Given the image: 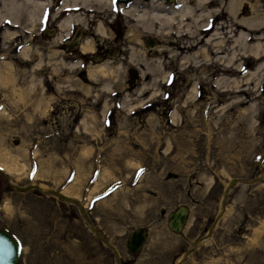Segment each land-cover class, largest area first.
I'll list each match as a JSON object with an SVG mask.
<instances>
[{"label":"rangeland","instance_id":"rangeland-1","mask_svg":"<svg viewBox=\"0 0 264 264\" xmlns=\"http://www.w3.org/2000/svg\"><path fill=\"white\" fill-rule=\"evenodd\" d=\"M250 3L264 12V0H244L243 16L252 14ZM124 19L110 17L119 47ZM221 20L231 22L226 14ZM8 25L0 24V72L14 80L0 82V160L14 158L24 172L0 163V227L20 240L18 264H264V75L253 77L263 84L247 94L231 87L254 69L250 57L239 53L238 73L233 67L212 73L210 65L186 70L172 60L170 78L151 95V81L135 67L133 86L127 68L120 80H88L87 66L122 55L109 41L83 55L77 39L68 47L77 29L62 49L53 48L57 22L47 18L27 61L26 38L4 37ZM143 44L156 55L155 35L146 34ZM219 72L223 83L215 88ZM200 75L194 94L189 77ZM232 177L238 179L224 195ZM11 183L61 191L77 183L79 194L68 195L92 224L76 203ZM180 205L188 216L176 232L168 217ZM139 226L145 240L131 252L126 241Z\"/></svg>","mask_w":264,"mask_h":264},{"label":"bare ground","instance_id":"bare-ground-1","mask_svg":"<svg viewBox=\"0 0 264 264\" xmlns=\"http://www.w3.org/2000/svg\"><path fill=\"white\" fill-rule=\"evenodd\" d=\"M243 3L244 0H0V24H9L4 34L6 38L14 40L17 36L24 35L27 61L32 57V40L37 35L36 30L47 18L57 22L56 29L52 30L53 40L49 45L53 48L62 49L65 40L74 35L77 29L76 39L79 52L83 55L95 51L102 42L108 44L109 41L122 55L113 60L87 66L88 80L96 82L104 77L120 80L125 68L130 71L135 67L142 79L151 81V95L157 94L161 83L170 78L172 73L168 70V64L172 60H176L178 65L186 70L189 67L202 66L204 69V65L207 68L210 65L213 67L212 73L221 67L223 70L233 67L238 73L241 63H236V60L241 54L250 57L255 66L241 83L237 76L233 78L231 87L234 91L247 94L254 91L257 83H260L254 82L253 77L264 75V12H261L257 5L250 3L252 14L243 16ZM116 12L124 16L127 30L120 47L114 43L117 38L113 36L110 21L111 14ZM48 13L50 15L47 16ZM222 14H226L231 22L219 21ZM146 34H153L158 38L159 44L154 46L155 56L143 44ZM222 74H214L212 84L215 88L222 85ZM202 77H189L194 94L200 89L199 82ZM13 80V74L2 69V85ZM145 86L139 88V93L145 90ZM223 90V94L233 91L231 88ZM19 97H22L20 91ZM1 156L0 154V158ZM0 163L9 170L24 172V165L14 158L0 160ZM99 186L100 183L96 184L92 191ZM62 192L78 195L77 183L67 186ZM3 208L8 212L11 202L6 200Z\"/></svg>","mask_w":264,"mask_h":264},{"label":"water","instance_id":"water-1","mask_svg":"<svg viewBox=\"0 0 264 264\" xmlns=\"http://www.w3.org/2000/svg\"><path fill=\"white\" fill-rule=\"evenodd\" d=\"M117 1H127V0H117ZM75 41H76V35L72 39L69 40L68 47L70 48ZM151 41L152 39L150 37H146V42L148 44H150ZM135 82H136V76L133 73V70H130L129 79L127 80V83L129 86H133ZM261 176L262 175L255 177L253 179H248L247 182H255ZM5 177L6 179H9L8 176L5 175ZM237 179H238L237 177H232L228 180V183L224 189V195L228 191V188L230 187V185L236 182ZM11 184L17 190H20V191L30 190L32 188H38L42 191L50 192L63 199L76 203L80 207L82 212L84 213L85 217L88 220V223L90 225L92 224L86 212V209L84 208V205L78 199L73 198L66 193H63L61 190H57L52 187H44L40 185L39 183H30V184H25V185H15L13 183ZM222 211L217 215L215 221L213 222V225L216 222V220L219 218V216L221 215ZM187 216H188V207L184 205H180L176 207L169 214V217H168L169 227L173 231H176V232L181 230L185 225ZM145 236H146V229L144 227L139 226V227L134 228L128 235V238L126 241L127 248L131 252L138 251L144 243ZM191 250H192V247L186 250L184 252V256H186ZM20 252H21L20 240L17 237H15L8 229L0 227V264H18V258H19ZM116 256H117V263H118L119 254L117 252H116Z\"/></svg>","mask_w":264,"mask_h":264},{"label":"flooded vegetation","instance_id":"flooded-vegetation-1","mask_svg":"<svg viewBox=\"0 0 264 264\" xmlns=\"http://www.w3.org/2000/svg\"><path fill=\"white\" fill-rule=\"evenodd\" d=\"M264 6V5H263ZM221 20V18L219 19V21Z\"/></svg>","mask_w":264,"mask_h":264}]
</instances>
